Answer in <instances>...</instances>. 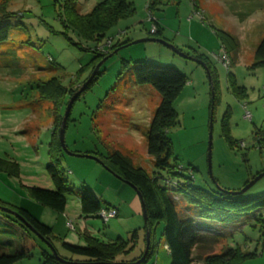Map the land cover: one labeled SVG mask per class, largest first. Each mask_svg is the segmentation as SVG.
<instances>
[{
	"label": "rangeland",
	"instance_id": "rangeland-1",
	"mask_svg": "<svg viewBox=\"0 0 264 264\" xmlns=\"http://www.w3.org/2000/svg\"><path fill=\"white\" fill-rule=\"evenodd\" d=\"M66 1L0 0V15L2 9L12 13L6 18L0 16V23H8V37L0 41V157L14 160L19 166L18 176L0 171V198L22 205L34 215L38 214L36 204L39 203L28 196L24 186L52 187L46 164L49 162L50 124L57 108L52 101L38 95L36 82L55 76L69 87L76 79L85 78V82L92 73L89 63L94 54L71 44L62 35L66 32L71 39L81 40L75 30L61 24ZM98 1L76 0L74 9L77 14L90 12ZM128 1L133 4L134 12L108 31L106 37H111L113 44L149 37V32L154 30L152 22L157 20L165 41L174 47L177 45L182 52L163 42L147 40L121 46L106 57L96 79L78 93L71 105L64 132L67 151L116 150L148 173L156 171L168 181L171 177L172 183L190 179L195 186L209 191L239 190L257 171L264 170V66L253 65L255 47L264 34V0H197L199 14L194 11L193 0H159L151 11L146 8V0ZM215 29L230 32L237 40L236 49L229 53L228 68L213 56L220 52ZM89 43L91 47L93 42ZM183 51L201 52L211 60L217 74L215 87L219 96L213 110L210 107L213 84L208 68L196 59L185 57ZM123 60L129 62L125 70ZM136 61L173 66L188 79L173 102L177 122L167 130L172 146L171 161L176 163L174 175L157 170L146 151L145 138L159 94L151 85L134 81L131 65ZM81 67H85L83 72L79 70ZM228 71L235 85L244 88V97L234 94L236 88L227 80ZM226 109L231 113L230 134L236 140L233 146L221 131ZM246 111L250 118L245 117ZM63 154L70 162L67 165L61 160L64 174L72 184L67 197L79 200L75 189L85 185L83 179L90 182L97 174L87 165L95 159L82 156L73 159L67 152ZM74 173L78 177L73 176ZM80 174H84V178ZM171 182H166L170 188L174 186ZM261 193H264V175L241 196ZM171 196L180 216L187 215L186 211L188 215L196 214L193 204L184 202L176 192ZM69 202L68 205L72 204ZM42 208L37 216L44 221L48 215L46 207ZM0 217L16 224L0 225V251L12 252L24 247L27 255L13 264H40L41 251H51L48 243L11 213L0 209ZM139 218L143 223V218ZM70 220L77 228L76 220ZM96 220L102 223L100 218ZM196 220L200 233L217 235L209 254L238 246L243 252H255L241 264H264V210L230 222ZM137 225L141 223L134 224ZM162 229L160 222L155 228V250L149 264L170 263ZM190 264L203 263L194 259Z\"/></svg>",
	"mask_w": 264,
	"mask_h": 264
},
{
	"label": "trees",
	"instance_id": "trees-1",
	"mask_svg": "<svg viewBox=\"0 0 264 264\" xmlns=\"http://www.w3.org/2000/svg\"><path fill=\"white\" fill-rule=\"evenodd\" d=\"M159 2V0H146L147 10L151 11L155 9ZM193 6L195 13L199 14V11L197 12V0H193ZM74 8H76V0H67L64 15L60 18L61 24L65 28L71 27L75 30L82 42H85V45L81 40L76 41L68 37L66 32L61 33L71 44L78 46L80 49L90 50L94 54L89 63L91 71L99 60L108 57L119 47L131 42V40L126 39L125 41L113 44L112 38L106 37L111 27L116 25L120 19L133 14L134 7L130 1L100 0L90 12L82 14H77ZM10 14L12 13L2 9L0 16L1 18H6ZM152 25H154V30L149 32V37L166 40L163 36V28L160 23L154 20ZM214 31L220 42V49L222 48L229 58V53L233 52L237 47L235 36L230 32L220 29H215ZM7 35L8 23H0V41L6 39L8 37ZM89 42H93L91 47L89 46ZM175 48L179 52H182L181 48L177 45H175ZM183 53L185 57L202 61L208 68L213 84L210 103V107L213 110L215 105L219 103V96L217 97L215 87L217 74H214L215 69L211 60L201 52L189 53L183 51ZM122 63L123 70L126 67L128 68V61L123 60ZM230 63L231 60L226 65L222 64L228 68ZM253 65L264 66V34L255 47ZM85 67H81L79 70L83 72ZM131 70L136 83L149 84L159 94V102L150 121L145 138L146 151L152 157L153 166L157 170H164L169 175H174L176 172V163L173 164L171 161L172 146L167 136V130L177 122L173 102L188 79L186 75L173 66L160 65L149 61L133 62ZM99 73L100 70L98 68L95 75L92 76L91 80L81 92L90 86ZM227 76V80L236 88L234 94L240 98L244 97V88L235 85L234 80L230 79L232 74L229 71ZM84 79L74 80L73 86L69 87L65 86L60 78L55 76L45 81L38 80L36 82L38 95L43 99L52 101L57 106L50 134L51 140L48 144L49 162L46 164V170L52 187L44 188L35 185L24 187L31 199L56 212L64 211L68 198L67 194L71 191L70 185H72L68 177L65 176V171L61 163L64 150L59 142L58 130L63 116L62 110L67 99L75 90L81 87ZM243 105L244 107L246 106L245 103ZM230 114L228 109L224 111L221 119V131L226 140L233 146L236 140L230 134ZM70 152L73 155L95 159L117 179L129 184L135 189L142 200L146 213V218H143V236L141 242L145 248V237L146 232H148L149 247L142 259L140 258L144 248L137 257L130 260H117L116 257L118 255L128 254L137 246L139 242L137 229L132 230L127 238L117 237L113 241L105 242L95 236L84 235L86 242L84 245L72 244L54 233L50 226L40 222L25 207L18 206L0 198L1 210L5 211L4 209L7 208L14 211L16 214L11 213L12 215L24 226H26L25 222L28 223L34 230L28 228L50 246L51 251H41L40 264H66L59 258L73 262H87L88 264H111L113 262H121L120 264H149L148 261L155 250V228L160 222L163 224L161 235L164 239V245L170 255L169 264H190L194 259L201 261L203 264H241L247 257L255 255V252H243L238 246L227 247L219 253L209 254L208 252L212 250L211 244L217 241V235L200 233L199 227L197 226L199 223L196 222V218L201 220L200 223H202V219L216 222H230L241 216L254 213L257 210H264V193L252 197H244L241 194L232 193L228 189L219 188L215 191H209L195 186L190 179L175 180L172 183L171 180L173 179L171 177H169L168 181L162 179L156 171L148 173L144 168L134 166L128 157L116 150L100 151L93 148L83 151L71 149ZM0 171H6L11 176H18L19 166L14 160H7L0 157ZM262 171H257L251 176V179ZM248 181L246 180L244 185ZM166 182H171V185L174 186L170 188V184ZM173 192L179 194L184 202L193 204L197 210L196 214L188 215L189 213L186 211L187 215L180 216L176 208L175 200L171 196ZM75 194L79 197L81 214H95L102 220L99 216L100 210H106L111 207L115 208L116 214L105 222L117 216V208L109 204L101 205L98 197L87 185H80L78 189H75ZM8 222L12 221L9 218L5 220L3 217H0V225H5ZM12 223L15 224V222ZM67 224L71 227V223L68 222ZM62 251L67 252V255L62 254ZM26 255L27 249L24 247L12 252L0 251V264H13ZM73 255L80 256L81 258H74Z\"/></svg>",
	"mask_w": 264,
	"mask_h": 264
},
{
	"label": "crops",
	"instance_id": "crops-1",
	"mask_svg": "<svg viewBox=\"0 0 264 264\" xmlns=\"http://www.w3.org/2000/svg\"><path fill=\"white\" fill-rule=\"evenodd\" d=\"M52 127L53 123L50 124L51 130ZM70 155L71 157H73V159H79L77 157H80L79 155L75 154ZM82 157L84 158L86 156ZM62 159L66 162L67 165H70L69 160H67V155L63 154ZM93 161L88 162L87 165H91L94 172H96L97 174L93 175L92 181L89 182L87 181L88 179H83V182H85V185H87L93 190L95 195L98 197L101 205L109 204L117 208L116 217L110 219L108 222L101 221L102 223H100L96 220L99 217H97L95 214H81L79 200H73V198H67V202L63 212H56L50 209L49 207L36 204L38 214L40 213L41 209H43L42 207H46V213L48 215L47 220H41L37 216L38 214H31L38 218L40 222L50 226L54 233L61 236L63 240L77 245H84L86 243L84 235L95 236L100 240L106 242L113 241L117 237L123 238V234H125V238H127L132 230L137 229L139 242L135 249L128 254H121L116 257L117 260H130L134 257H137L144 248V244L141 242V238L143 236V223L142 220L139 218H143L141 200L138 196V193L133 187L114 177L96 160ZM80 175L82 178H84L83 176H85L84 174ZM73 176L78 177V175H76L75 173ZM75 196L77 195L75 194ZM6 201L13 203L10 201V199H7ZM68 201L72 202V204H70L72 205L71 208L70 205L67 204ZM16 205L22 206L19 204ZM71 218L76 220L77 228L74 227L72 221L70 220ZM137 220L138 223L136 222ZM68 222L71 223V227L68 226ZM139 222L141 223V225H137V227H135L134 224H139ZM66 253L67 252L62 251V254L67 255Z\"/></svg>",
	"mask_w": 264,
	"mask_h": 264
},
{
	"label": "water",
	"instance_id": "water-1",
	"mask_svg": "<svg viewBox=\"0 0 264 264\" xmlns=\"http://www.w3.org/2000/svg\"><path fill=\"white\" fill-rule=\"evenodd\" d=\"M147 40H150V41H158V42H163L165 44H167L169 47L173 48L175 51L178 52V50L171 44H169L167 41H165L164 39L162 38H155V37H143V38H140V39H137V40H134L132 42H139V41H147ZM130 42V43H132ZM182 54V53H181ZM184 55V54H183ZM106 59V57L102 58L100 61L97 62V64L94 66V69L92 70V73L90 74V77L85 81L83 82V84L81 85V87L78 89V91L71 96L69 102L67 103L66 105V108H65V111H64V114H63V117H62V120H61V123H60V126H59V130H58V137H59V142L61 144V147L62 149L67 152L68 154H71V152L67 151L66 147H65V144H64V132H65V126H66V121H67V116L69 115V111H70V108H71V105L75 99V97L78 95V93L80 91H82L85 86L88 84V82L91 80L92 76L95 75V73L97 72L100 64ZM198 62H200L201 64H203L204 66H206L202 61L198 60ZM73 154V153H72ZM210 158H211V125L209 127V136H208V149H207V159H208V163L210 164ZM264 175V171L256 174L251 180H249L244 186H242V188H240L239 190H236V191H230L232 193H235V194H242L247 188H249L256 180H258L260 177H262ZM139 196V195H138ZM140 198V196H139ZM141 200V199H140ZM141 204H142V215H143V218L145 219L146 218V213H145V210H144V206H143V203H142V200H141ZM5 211L7 212H10V213H13V214H16L14 213V211L10 210V209H7L5 208L4 209ZM18 216V215H17ZM26 226L29 227L31 230H34L32 229V227L26 223ZM146 240H145V248H144V251H143V254L141 256L140 259H142L147 250H148V247H149V233L146 232ZM58 258V257H57ZM61 261L65 262L66 264H85L87 262H73V261H67V260H64L62 258H59ZM121 262H113L111 264H120ZM88 264V263H87Z\"/></svg>",
	"mask_w": 264,
	"mask_h": 264
},
{
	"label": "built area",
	"instance_id": "built-area-1",
	"mask_svg": "<svg viewBox=\"0 0 264 264\" xmlns=\"http://www.w3.org/2000/svg\"><path fill=\"white\" fill-rule=\"evenodd\" d=\"M152 27L154 28V25H152ZM221 52L219 54H214V57L216 59H218L219 61H221L224 65L229 63V59L226 56L224 50L221 48L220 49ZM245 117H250V114L248 111L245 112ZM116 214V210L115 208H108V209H101L99 212V216L102 218V220L105 222L107 221L109 218L113 217Z\"/></svg>",
	"mask_w": 264,
	"mask_h": 264
}]
</instances>
